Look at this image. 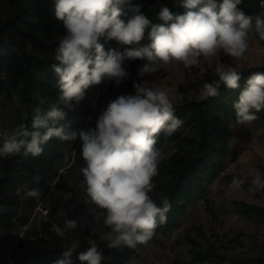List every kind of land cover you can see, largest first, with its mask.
<instances>
[{"label": "clouds", "instance_id": "1", "mask_svg": "<svg viewBox=\"0 0 264 264\" xmlns=\"http://www.w3.org/2000/svg\"><path fill=\"white\" fill-rule=\"evenodd\" d=\"M182 12H174L159 3L156 23L138 0H54V17L63 23L66 33L54 49L51 68L57 77L59 104L49 110H35L32 127L26 124L0 130V158L18 155L33 157L43 153V146L53 138L61 141L80 140L84 166L80 172L88 200L103 211L106 230L92 228L108 248L135 249L146 244L158 226L167 222L171 204L165 197L162 206L152 199L153 178L165 158L157 147L161 133L172 136L183 121L175 114L168 88L151 87L145 78L154 76L171 65L191 69L201 59H216L217 79L204 82L200 97L206 100L219 95L221 85L241 89V73L234 63L247 59L251 41L258 36L264 41V12L249 15L239 7L242 0H173ZM156 5L151 6L155 8ZM264 8V0H262ZM147 35L148 44L137 47ZM115 41L123 50L108 47ZM144 61L136 70L134 94H122L110 101L96 119L95 128L65 131L58 124L65 119V109L74 111L84 99L86 90L109 80L120 86L130 78L126 65ZM142 81V82H141ZM62 105V107L60 106ZM237 124L246 125L264 110V72L252 73L233 102ZM250 191L264 189V174H251ZM39 183L40 177H34ZM246 178L234 177L232 191L243 190ZM38 188L29 189L36 197ZM68 228L76 229L78 221L69 219ZM51 232L64 237L56 223ZM79 243L62 252L53 264H73L71 257ZM81 264H102L103 253L95 245L80 252Z\"/></svg>", "mask_w": 264, "mask_h": 264}, {"label": "trees", "instance_id": "2", "mask_svg": "<svg viewBox=\"0 0 264 264\" xmlns=\"http://www.w3.org/2000/svg\"><path fill=\"white\" fill-rule=\"evenodd\" d=\"M5 1L7 12L0 19V95L4 94L9 104L17 101V107H14L16 117L13 121L5 118L2 130L11 131L21 123L31 129L36 109L46 111L53 105L59 104L57 77L51 65L55 62L54 49L58 43L54 38L57 35L64 36L66 29L63 23L54 17V0ZM260 1L242 0L239 7L249 15L260 14ZM138 2L144 5L145 13L156 23H161L155 17L159 3H166L174 12L183 11L182 8L174 5L173 0H138ZM153 5L156 7L151 8ZM11 33L29 40L38 49L39 56L22 54L18 51L21 46L13 39ZM255 39H259L258 36ZM149 42L146 35L140 45L130 47L143 46ZM108 47L122 51L124 47L129 46L111 41L106 45V48ZM140 62L143 61H131L126 67L130 72ZM258 71L264 72V67L239 71L242 76L241 89L247 78ZM214 79H217L215 74L206 75L201 85ZM92 87L86 90L85 97L80 103L86 101ZM241 89L233 90L221 85L218 96L200 101H184L181 105L174 106L175 114L183 121V127L188 132L183 135L182 131H176L170 137L161 133L158 139L157 147L161 148V144L167 141L173 144L176 151L161 161L158 173L153 178L152 199L162 206L161 201L166 197L171 204V210L166 214L167 222L156 228L155 235L178 227L182 215L202 197L205 191L204 184L223 170L224 161L229 154L225 141L230 134L227 126L229 122L236 121L232 105ZM65 111L67 113L65 119L58 124L64 125L65 131L83 129L85 112L79 108V105L74 111L68 109ZM256 115L257 119L253 123L260 124L264 128V110ZM78 140L61 141L53 137L43 146V153L39 156L33 157L29 154L27 157L18 155L3 158L0 162V228L11 226L15 219L16 203L13 201V194H10L12 188L25 184L31 189H42L44 195L55 188H63L64 175H61L58 183L53 186H49V182L55 176L64 154L73 149ZM231 157L234 158L232 155ZM37 176L40 177L39 183L34 180ZM235 205L246 218L264 224L263 206L244 202H236ZM75 210L74 214H76ZM21 241L19 239L17 243ZM88 247L76 249L71 257L73 264H81L78 255ZM96 247L103 253L102 264H129L135 256L132 248ZM63 251L58 248L31 247L26 248L21 255H15L14 260L16 264H53ZM189 252L191 264L205 260L221 264L222 256L216 253L213 247L207 251H200L199 244L190 240ZM228 264H264V252L257 256L232 257Z\"/></svg>", "mask_w": 264, "mask_h": 264}, {"label": "rangeland", "instance_id": "3", "mask_svg": "<svg viewBox=\"0 0 264 264\" xmlns=\"http://www.w3.org/2000/svg\"><path fill=\"white\" fill-rule=\"evenodd\" d=\"M6 12V1L0 0V19ZM11 36L20 44L21 48L17 50L22 54L39 56L38 49L29 40L14 33H11ZM59 38V35L55 36L54 41L58 42ZM220 59L226 63H234L238 71L264 67V41L255 38L251 41L246 60L233 62L226 56H221ZM143 63L144 61L132 68L130 78L120 86L106 80L92 87L86 101L79 103V108L85 112L83 129L95 128L96 119L110 101L122 94H134L132 84L137 80L136 70ZM215 64L216 59L202 58L197 67L188 69L183 65L174 64L161 69L154 76H146L143 79L148 80V86L168 88L173 105L178 106L184 101L201 100V81L206 75L214 74ZM14 107H17V101L9 104L5 95H0L1 128L5 118L13 121L16 117ZM89 114L92 115L87 120ZM227 128L230 129V134L225 141L229 154L224 161L223 170L204 184L202 197L182 215L178 227L154 234L146 244H138L134 249L135 256L129 264H191L190 240L199 244L200 251L213 247L216 253L222 256L221 264H228L232 257L257 256L264 252V224L246 218L235 205L236 202H244L264 207V189L249 190L251 174L257 171L264 174V128L257 123L241 125L236 121L229 122ZM178 131H182L183 135L188 132L183 124ZM79 142L80 140L76 146ZM79 148L80 145L74 164L64 175L63 188H55L45 195L43 190L39 189L40 193L36 197L26 195L31 188L25 184H19L10 190L16 203L15 219L11 226L0 228V264H7V256L16 264L14 256L21 255L26 248L31 247L66 250L77 242V250L92 245L106 246L98 235L91 232L94 227L98 230L106 229L103 226V211L88 200L82 187L83 176L80 169L84 166V161ZM160 149L165 153V157L176 151L173 144L167 141L161 144ZM2 160L3 158H0V162ZM60 168L61 164L57 167L49 186L55 184L54 179ZM234 177L246 178L248 182L243 186V190L232 191L229 188ZM152 194L153 190L150 195ZM37 208L40 209L36 212ZM82 216L88 218L85 225L79 221ZM66 219H75L79 226L76 229H64V237H58L51 232L52 223L62 228ZM24 226L27 230L21 236ZM19 239L22 241L18 244ZM196 264L215 262L205 260Z\"/></svg>", "mask_w": 264, "mask_h": 264}, {"label": "built area", "instance_id": "4", "mask_svg": "<svg viewBox=\"0 0 264 264\" xmlns=\"http://www.w3.org/2000/svg\"><path fill=\"white\" fill-rule=\"evenodd\" d=\"M259 6L261 8V12H264V8H262V0L259 2ZM95 108V102L92 103V110H94ZM92 114H89L88 115V119H90ZM86 128V127H85ZM0 130H2L1 126H0ZM81 144V142L78 143V145L76 146V148H74L72 151H70L69 153H65L63 158H62V162H61V168L58 170L57 174H56V177L54 179V183H56L60 176L61 175H65L68 173V171L70 170V168L72 167V165L74 164L75 162V157H76V151H77V148L79 147V145ZM40 208H37L36 209V212L39 210ZM87 216H82L79 221L81 222V224L85 225L87 223ZM69 220V219H66L64 222H63V226H62V229H68L67 225H66V221ZM27 230V227L24 226L23 229H22V232H21V236L25 233V231ZM6 262L7 264H14L11 259L9 258V256H7V259H6Z\"/></svg>", "mask_w": 264, "mask_h": 264}]
</instances>
